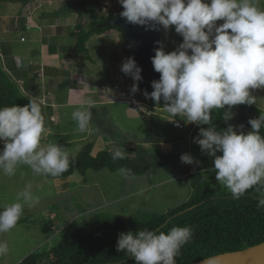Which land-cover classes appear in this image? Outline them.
Here are the masks:
<instances>
[{"label": "rangeland", "instance_id": "rangeland-1", "mask_svg": "<svg viewBox=\"0 0 264 264\" xmlns=\"http://www.w3.org/2000/svg\"><path fill=\"white\" fill-rule=\"evenodd\" d=\"M7 1L0 0L4 2L0 3V15L6 17L0 22V28L6 25L7 32H10L7 39L23 62L36 54V46L42 43L36 41L41 35L39 40L43 43L55 37L56 47L49 51L54 49L61 57L65 55L57 69L44 66V74H51L59 81L47 95L51 102L57 103L56 108L41 106L45 128L41 144L57 143L63 146L70 159L88 142L92 143V155L109 149L112 156V149L118 147L124 149L130 159L142 157L144 163L136 162L135 166H146V169L128 176L120 174L119 169L75 170L65 179H60L62 183H56V178L34 174L27 165H19L11 177L0 174V210L5 204L16 202L17 194L27 184H31L33 195L39 197V203L35 206L24 205L23 213L11 231L0 234V240H6L9 246L8 254L0 257V264H17L30 253L47 251L65 234L90 221L100 211L133 219L165 212L193 193L191 180L187 177L189 173L206 175V181L215 195L231 194L216 181L215 173L210 171L214 167L213 162L204 157L206 152H202L194 142L193 129L198 124L188 123L182 116L172 119L164 107L141 99L139 91L135 94L130 92L134 81L120 70L127 58L118 30L109 29L91 36L86 42L87 55L77 49L75 31L78 26H85L90 18V9L97 15L114 14L118 9V0H27V5ZM3 4L6 6L3 7ZM259 7L264 9V0H259ZM28 18L31 21L23 25ZM29 22H35L36 26H30ZM222 22L217 21V25ZM160 33L166 53L182 43V37L175 32L174 26L166 30L160 25ZM20 36L25 40L19 41ZM4 38L0 33V39ZM4 65L10 70L8 78L23 97H38L37 101L45 102L44 98H40L43 92L40 95L36 92L26 93L28 83L17 82L15 78H21V75L12 72L10 62ZM31 67L28 72L32 77H40L42 71H38L34 64ZM49 78L52 79L45 76L42 82L36 79V84L50 88L56 81L48 82ZM70 84H78L79 89H94L99 95H94L99 99L90 109L88 132H80L72 119L73 111L88 106L80 102L81 97L77 94L68 98L67 86ZM250 92L257 98L251 106L264 113V87L250 89ZM100 98L102 103L99 102ZM133 100L143 105L147 112H130L129 106L137 107ZM235 111V117L240 119L236 118L228 126L243 124L246 134L251 130L248 120L258 118V115H252L238 106ZM51 112H54L52 120ZM172 121H177L181 126L174 127ZM2 147L3 142L0 141ZM182 154H190L194 163H182ZM157 160L164 161L158 164L155 163ZM48 221L52 224V231L45 233L42 226ZM44 261H50V256H45Z\"/></svg>", "mask_w": 264, "mask_h": 264}, {"label": "clouds", "instance_id": "clouds-1", "mask_svg": "<svg viewBox=\"0 0 264 264\" xmlns=\"http://www.w3.org/2000/svg\"><path fill=\"white\" fill-rule=\"evenodd\" d=\"M118 3L123 8L119 15L127 22L149 30H156L155 25L166 30L174 26L182 37V43L171 52L155 50L150 59L160 76L151 81L153 91H144V97L156 104L162 99L172 119L182 116L188 123L208 125L199 129L194 142L212 157L214 167L210 171L233 199H239L254 186L257 192L264 189V136L260 134L264 114L248 120L251 131L246 134L243 124L229 125L225 130L211 126L213 109H226L224 120L227 121L233 115V106L256 103L250 89L264 87V9L259 7V0H118ZM217 21L223 22L217 25ZM120 70L134 81L130 92L140 91L136 82L142 80V70L135 60L127 58ZM85 103L88 107L72 113L80 132L89 131L94 101L88 99ZM132 103L137 107H128L130 112H147L138 101ZM44 132L37 98H29L24 106L0 108V141L3 142L0 174L11 177L19 165H27L34 174L43 176L57 177L66 172L71 163L68 152L57 143L41 144ZM126 153L124 149L114 148L112 159H123ZM180 160L194 163L190 154H182ZM118 171L125 176L131 174L127 168ZM203 179L208 177L205 175ZM31 188V184L25 185L16 202L5 204L0 210V234L16 226L25 204L32 207L39 203ZM258 207H264V196L259 198ZM191 237L190 227L174 226L167 232L128 231L119 234L116 248L130 254L136 264H176L175 257ZM8 252L7 241L0 240V257ZM202 264H219V261L217 257H209Z\"/></svg>", "mask_w": 264, "mask_h": 264}, {"label": "trees", "instance_id": "trees-1", "mask_svg": "<svg viewBox=\"0 0 264 264\" xmlns=\"http://www.w3.org/2000/svg\"><path fill=\"white\" fill-rule=\"evenodd\" d=\"M13 1L23 2L24 0ZM120 8L121 5L118 3L117 12L106 15H97L93 9H90V18L85 26H78L75 31L77 49L87 55L86 42L91 36L99 35L109 29H116L123 39L126 58H129L124 33L118 26L107 24L119 13ZM158 42V48L163 49L160 31ZM139 96L154 105L164 107V104H156L152 99H146L141 90ZM27 103L28 98L23 97L10 81L6 70L1 66L0 59V108L12 105L24 106ZM38 103L40 106L43 105L39 101ZM237 106L258 116L264 114L251 105L241 104L232 107L233 115L225 121L224 114L227 110L213 109L211 126L216 127L217 130H225L228 124L233 121L232 118L237 113L235 111ZM225 107L227 108V106ZM207 127L208 125L202 124L195 126L193 137H198L200 128ZM260 134L264 136V127L261 128ZM91 148L92 143H86L84 148L70 159V167L66 172L57 177H46L65 179L75 170L84 172L88 169L118 170L127 168L131 170V173L137 174L146 169V166L141 168L135 166L136 162L144 163L142 157L130 159L126 154L123 159L113 160L109 149L92 155ZM217 155H221V153H217ZM204 157L212 162V157L207 153ZM163 161L157 160L155 163L160 164ZM152 163L154 162L150 164ZM187 177L191 180L193 193L177 206L162 213L148 214L142 219L97 212L90 221L72 229L47 251L30 253L17 264H136L130 254L117 251L116 243L119 234L128 231L135 233L144 229L167 232L174 226L190 227L192 230L191 240L180 248L175 257L176 264L192 263L205 257L243 249L264 241V207H258V200L264 196L262 193L264 189L257 192L254 186L239 199H233L231 194L215 195L208 181L203 179L200 172L189 173ZM51 227L52 224L48 221L42 226V230L49 233L52 231ZM48 255L50 261L45 262L44 257Z\"/></svg>", "mask_w": 264, "mask_h": 264}, {"label": "water", "instance_id": "water-1", "mask_svg": "<svg viewBox=\"0 0 264 264\" xmlns=\"http://www.w3.org/2000/svg\"><path fill=\"white\" fill-rule=\"evenodd\" d=\"M122 11L123 8L121 6L119 13L107 24L118 26L124 33L129 57H132L142 70L140 73L142 80L136 83H138V87L142 92L151 93L153 91L151 81L158 80L160 76L159 73L154 71L150 59L155 55V50L159 45L158 34L160 25H155L156 30H149L146 26L131 24L119 15ZM160 103L164 104L162 99ZM252 115L254 114L252 113ZM236 118L233 117L232 120ZM237 119L239 120L240 117ZM209 257H217L219 264H264V241L243 249L227 251ZM209 257L188 264H202V261Z\"/></svg>", "mask_w": 264, "mask_h": 264}, {"label": "crops", "instance_id": "crops-1", "mask_svg": "<svg viewBox=\"0 0 264 264\" xmlns=\"http://www.w3.org/2000/svg\"><path fill=\"white\" fill-rule=\"evenodd\" d=\"M9 1L10 2H22V1H13V0H8L7 2H9ZM0 3H4V2H0ZM22 3H24V4L26 3L25 5L29 4V3H27V0H24ZM5 6L6 5L3 4V7H5ZM11 7H15V6H11ZM2 11H3V9H2ZM0 12H1V10H0ZM0 14H2V13H0ZM5 19H6L5 15H2V16L0 15V22L4 21ZM28 21H31V19L30 18L26 19V22H24L23 25H25ZM29 24H30V26H36L35 22L34 23L33 22L32 23L29 22ZM7 30L8 29H6V25L5 26L2 25V28H0L1 36L2 37L5 36L4 39H0L1 66L6 70L7 74L11 75L9 73L10 70H8L7 67L4 65L7 61L10 62V68L12 69V72H14V71L18 72L19 73L18 76L21 75V78H15L17 80V82L20 83L21 81H26L28 83L27 84L28 86L26 85V89H27L26 91L27 92L25 90L24 91L28 95L30 93L32 94V93H35V92L37 94L39 93V95H40L43 92V94H41L40 98H44L45 102L42 101L41 103L43 105H50L52 108L55 109L56 106H57V103L51 102V100L49 99V97H47V95H48L49 91H52V87L53 86L56 87V85L58 84L59 79H54L51 74H48V75L44 74V66H47L49 69H51V68H56L57 69L59 67V65H60L59 62L61 60H64V58H65V55H63L61 57V55L57 54V52H55L54 49L51 52L49 51L50 48H55L56 47V42L54 41L55 37H51V41L50 42H48V43L44 42L43 43L42 40L41 41L39 40L42 35L39 36L37 38L38 40L36 42H38V43L42 42V43L36 46V48H37L36 54L35 55L32 54V56L29 58V60L27 62H23L22 59H21V55L19 57L14 52V47L11 45V41L9 39H7L8 38L7 33H10V32H7ZM21 37L23 38V36H20L19 41L22 42L25 39L23 38V40H21ZM32 64L36 65V68H37L38 71L39 70L42 71L40 77H35L34 78V76L32 77V74L30 72H28L32 68L31 67ZM45 76L52 77V79L49 78L48 82L56 81L54 84H52V86L50 88H49L48 85H42V84L37 85L36 84V79H39V80H41L40 82H42V79ZM81 81L83 82L84 80H81ZM41 87H42V89H41ZM67 89H68V91H67L68 98H69V96H70V98H73L74 94H77V95H79V97H81V101H80L81 103H83V102L85 103V101H87L88 99H91L92 101H94V103H96V100L99 99V97L98 98L94 97V95L95 96H96V94L98 95V93H96V91L94 89L90 90V89H86L85 87L79 89L78 84L77 85L76 84H74V85L70 84L69 86H67ZM72 90H73V93H72ZM36 98H38V97H36ZM101 99L102 98H100V101H99L100 103H102ZM53 116H54V112H51L50 120L53 119ZM55 182L59 183V182H61V180L59 178H56Z\"/></svg>", "mask_w": 264, "mask_h": 264}, {"label": "built area", "instance_id": "built-area-1", "mask_svg": "<svg viewBox=\"0 0 264 264\" xmlns=\"http://www.w3.org/2000/svg\"><path fill=\"white\" fill-rule=\"evenodd\" d=\"M23 38H21V40H22ZM172 125L174 126V127H180L181 125L177 122V121H172Z\"/></svg>", "mask_w": 264, "mask_h": 264}, {"label": "flooded vegetation", "instance_id": "flooded-vegetation-1", "mask_svg": "<svg viewBox=\"0 0 264 264\" xmlns=\"http://www.w3.org/2000/svg\"><path fill=\"white\" fill-rule=\"evenodd\" d=\"M238 120V119H237Z\"/></svg>", "mask_w": 264, "mask_h": 264}]
</instances>
